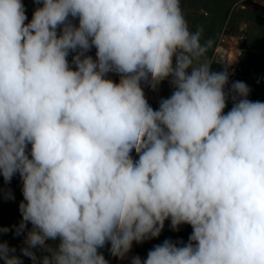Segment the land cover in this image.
Wrapping results in <instances>:
<instances>
[{
    "label": "clouds",
    "instance_id": "obj_1",
    "mask_svg": "<svg viewBox=\"0 0 264 264\" xmlns=\"http://www.w3.org/2000/svg\"><path fill=\"white\" fill-rule=\"evenodd\" d=\"M34 3L25 23L22 0H0V176L22 180L21 253L108 264L99 249L123 259L170 219L188 243L131 264H264V102L237 81L225 113L229 73L203 59L212 41L181 0ZM165 80L154 110L141 85ZM14 253L0 242L3 264H22Z\"/></svg>",
    "mask_w": 264,
    "mask_h": 264
},
{
    "label": "trees",
    "instance_id": "obj_2",
    "mask_svg": "<svg viewBox=\"0 0 264 264\" xmlns=\"http://www.w3.org/2000/svg\"><path fill=\"white\" fill-rule=\"evenodd\" d=\"M236 2L237 0H181V9L186 20L188 21L190 29L192 31L202 29V42L209 40L212 41V45L207 50L204 57L210 62L214 50L219 43L221 31L225 25V21H227L230 9ZM22 3L24 4L26 15L28 17V20L25 21V23H27L31 20L34 10L39 5L34 3V0H22ZM201 7L202 9H205L206 14L200 17L195 15L196 13L192 14L195 10H198ZM189 10H192L193 12L191 13ZM234 14L235 13L233 11L230 20L228 21V25L232 24L236 19L237 16L235 18H232ZM251 19L254 23L253 31H251L250 33H244L245 38L243 39L240 47L241 54L239 56V70L237 71L236 78L239 79L240 82H243L248 86L250 91L247 98L249 100L258 101L261 98L262 102H264V19L256 15H253V18ZM227 34L233 35L234 32L228 31ZM211 63H213V71L218 72L223 67L221 66V61H213ZM225 69L229 73L231 66L226 65ZM232 84L233 83H228L225 89V91L229 93V99L227 101L225 113H227V111H229L233 106L232 96L235 94L231 93L230 91ZM3 181V177L0 176V183ZM7 183L9 184L10 188L13 189V186L15 184H22V180L19 174H16L15 176H13L12 180ZM20 193L22 194V191ZM21 220V212L16 208L14 204H10L0 200V228L8 229L7 232L0 233V242H6L10 248H15L14 255L20 257L22 264H34L33 260L21 253V249L26 246L18 245L16 240H10L12 231L18 228ZM169 223H171V221H169ZM186 225L187 224H182L178 226V230H174L171 232L174 233V235L169 234L170 237L173 238V243H176L178 245L182 243H188L189 235L187 233ZM29 226H31L30 223L27 224L26 228ZM174 236H177V239ZM178 239H180L181 242H178ZM58 243V240L47 241V244L50 246H55ZM33 251L35 252L37 257L35 264H40L41 258L45 255H48V253L45 252V250L42 248H36L33 249ZM98 251L102 253V248ZM0 264H3L2 260H0Z\"/></svg>",
    "mask_w": 264,
    "mask_h": 264
},
{
    "label": "rangeland",
    "instance_id": "obj_3",
    "mask_svg": "<svg viewBox=\"0 0 264 264\" xmlns=\"http://www.w3.org/2000/svg\"><path fill=\"white\" fill-rule=\"evenodd\" d=\"M263 9H264V5H262L257 0H237V2L230 9L227 21H225V25L222 28L221 36L218 43V46H220V48L225 49L227 51L226 56L223 59L225 61L221 60L222 62L221 66L223 67L218 72L225 71L226 70L225 66L230 65L231 69L229 71V83H234L239 81V79H237L236 77H237V71L239 70V56L241 54L240 47L243 39L245 38L244 33L245 32L250 33L251 31H253L254 23L253 20L251 19L253 18V15L259 16L260 18L264 19ZM189 11L191 13L193 12L192 10ZM233 11L235 14L232 18H235L236 16L237 17L232 24L228 25V21L230 20ZM192 14H195L198 17H200L206 14V12L205 9H202L201 7L198 10H195L194 13ZM228 31H232L234 32V34L228 35L227 34ZM95 54H96L95 47H92L86 53V55L91 56L93 59L96 58ZM68 60L71 63L72 54L69 55ZM235 69H236V73H235ZM110 76L114 82L117 83L119 82V76L117 74L112 73L110 74ZM141 86L144 89V94L149 105L154 110H158L161 100L170 97V95L173 92V88L167 80L161 82V84L157 87L155 91H153L146 84L142 83ZM258 101L262 102V100L260 99ZM29 149H30V145H29ZM132 155L134 160L138 159V156L135 154L134 151ZM13 187H14L13 189L10 188L9 184L5 181L1 182L0 200L10 204H14L16 208L20 210V204L21 202H24V198L20 193L22 191V184L17 183ZM169 221L170 219L165 221L164 228L161 231L159 237L146 239L142 243L133 242L131 251L123 259L113 256L109 251L110 245L106 244L105 247L102 248V253L105 259L108 261V264H131L133 257L136 256H139L140 258L147 257L148 252L152 250L155 245L162 244L165 240L173 241V238H171L170 235H174V233H171L174 230L172 229L171 223H169ZM186 226H187V233L190 236L192 233V228L190 225H186ZM31 228L32 225L25 228L24 231L21 232L19 235L16 234L17 229H15L14 231H12L10 240H16L17 243H25L27 232L31 230ZM174 237L177 239V236ZM188 241H189V237H188ZM178 242H181V240L178 239Z\"/></svg>",
    "mask_w": 264,
    "mask_h": 264
},
{
    "label": "built area",
    "instance_id": "obj_4",
    "mask_svg": "<svg viewBox=\"0 0 264 264\" xmlns=\"http://www.w3.org/2000/svg\"><path fill=\"white\" fill-rule=\"evenodd\" d=\"M227 51L225 49L220 48V46L217 45L213 55H212V59L211 62L213 61H225L223 60L226 56ZM147 257H142L141 261L145 260Z\"/></svg>",
    "mask_w": 264,
    "mask_h": 264
},
{
    "label": "crops",
    "instance_id": "obj_5",
    "mask_svg": "<svg viewBox=\"0 0 264 264\" xmlns=\"http://www.w3.org/2000/svg\"><path fill=\"white\" fill-rule=\"evenodd\" d=\"M215 49H216V48H215ZM237 69H238V67H237ZM235 73H236V69H235ZM18 245H25V246H26L25 243H18Z\"/></svg>",
    "mask_w": 264,
    "mask_h": 264
},
{
    "label": "bare ground",
    "instance_id": "obj_6",
    "mask_svg": "<svg viewBox=\"0 0 264 264\" xmlns=\"http://www.w3.org/2000/svg\"><path fill=\"white\" fill-rule=\"evenodd\" d=\"M258 2H260L262 5H264V0H257Z\"/></svg>",
    "mask_w": 264,
    "mask_h": 264
},
{
    "label": "water",
    "instance_id": "obj_7",
    "mask_svg": "<svg viewBox=\"0 0 264 264\" xmlns=\"http://www.w3.org/2000/svg\"><path fill=\"white\" fill-rule=\"evenodd\" d=\"M260 100H262V99L260 98Z\"/></svg>",
    "mask_w": 264,
    "mask_h": 264
}]
</instances>
